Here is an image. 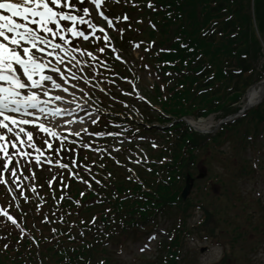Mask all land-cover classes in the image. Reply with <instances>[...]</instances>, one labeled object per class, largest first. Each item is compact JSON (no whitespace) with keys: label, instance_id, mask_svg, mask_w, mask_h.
Returning a JSON list of instances; mask_svg holds the SVG:
<instances>
[{"label":"snow or ice","instance_id":"6c2138e0","mask_svg":"<svg viewBox=\"0 0 264 264\" xmlns=\"http://www.w3.org/2000/svg\"><path fill=\"white\" fill-rule=\"evenodd\" d=\"M63 2L64 0H51V3L49 0H20V2L0 0V10H7L8 13L6 15L3 11H0V81L6 82L0 83V117H2L0 119V129H6V131H0V150L3 151L5 160L8 163H11L12 157L6 145L11 143L15 146L16 144L15 140L9 142L6 139L8 133L13 130L9 122H11V125H17L18 117L8 114L7 110L12 109L15 112H19L23 107V110L27 111L29 106L33 108L39 107L41 101L40 95L36 91H31L27 95L20 91L22 88H27L28 85L21 79L17 65L23 70V75L34 86L39 87L45 80H50L54 87H63L62 84L54 81L52 76L44 72V69L48 66L47 63L41 62L34 54V51H47V49L41 47V42L46 43L48 38L42 37L41 31L50 33L53 36L57 35L55 28L50 26L51 24H54L56 28H60L63 27L60 18L70 21L83 20V17L71 15L64 11H57L55 6ZM94 3L99 7L101 0H94ZM68 7L74 8L76 5L69 2ZM83 11L87 13L89 9L84 8ZM101 15H104L103 12H101ZM127 18V16L124 17V19ZM33 25L37 27H33ZM96 27L99 26L97 25ZM68 31L73 36L84 35L75 26L69 28ZM59 35L64 37L65 33L60 32ZM105 39H108V37L106 36ZM53 47L60 48L61 45L54 43ZM20 49H22L23 54ZM51 55L58 57L59 53L53 52ZM56 71L59 72L60 69L57 68ZM65 90L67 91V89ZM58 99H63V97H58ZM48 112L58 115L61 113V109L59 107L48 109ZM24 123L38 124L43 131H49L45 124L39 123V121L34 119L25 120ZM24 131L27 130L24 129ZM16 135L19 136V132ZM97 135H100V133H97ZM27 136L29 140H32L33 133L27 131ZM21 155H25V153H21ZM37 159L39 158L37 157ZM11 171L15 174V169ZM0 211L4 210L0 209ZM4 214L8 215L7 212ZM10 218L15 220V217Z\"/></svg>","mask_w":264,"mask_h":264},{"label":"rangeland","instance_id":"374dc122","mask_svg":"<svg viewBox=\"0 0 264 264\" xmlns=\"http://www.w3.org/2000/svg\"><path fill=\"white\" fill-rule=\"evenodd\" d=\"M263 140V139H262ZM231 150V149H230ZM243 155L245 156V157H250L251 156V150L249 149L248 151H246V152H244L243 153ZM263 156H264V154H263ZM201 157L202 158H204V157H206L205 155H204V153L202 152L201 153ZM216 163V168L214 169V171L216 172V171H218V172H220V173H222V172H224L223 170H222V168H221V166L220 165H218V163H217V161L215 162ZM252 185V184H251ZM245 187V189H246V186H244ZM259 188L261 187V185H259L258 186ZM244 189V190H245ZM133 253H139V246L137 245V244H132L131 246H130V248H129V250L127 251V253L125 254V258H129ZM203 257V256H202Z\"/></svg>","mask_w":264,"mask_h":264},{"label":"bare ground","instance_id":"6f19581e","mask_svg":"<svg viewBox=\"0 0 264 264\" xmlns=\"http://www.w3.org/2000/svg\"><path fill=\"white\" fill-rule=\"evenodd\" d=\"M22 77L24 78V76ZM24 79H27V77H25ZM262 93H264V82L255 86V88H253L249 92L248 94L249 101L251 102L258 101L261 98Z\"/></svg>","mask_w":264,"mask_h":264}]
</instances>
